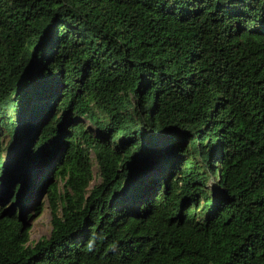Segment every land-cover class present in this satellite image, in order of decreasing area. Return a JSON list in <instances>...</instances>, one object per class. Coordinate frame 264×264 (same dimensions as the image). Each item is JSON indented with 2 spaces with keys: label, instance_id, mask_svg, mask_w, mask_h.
<instances>
[{
  "label": "trees",
  "instance_id": "obj_1",
  "mask_svg": "<svg viewBox=\"0 0 264 264\" xmlns=\"http://www.w3.org/2000/svg\"><path fill=\"white\" fill-rule=\"evenodd\" d=\"M0 264H264V0H0Z\"/></svg>",
  "mask_w": 264,
  "mask_h": 264
},
{
  "label": "rangeland",
  "instance_id": "obj_2",
  "mask_svg": "<svg viewBox=\"0 0 264 264\" xmlns=\"http://www.w3.org/2000/svg\"><path fill=\"white\" fill-rule=\"evenodd\" d=\"M100 181L98 174L95 176V184ZM51 215L50 210L48 208V204H46V208L43 212V214L38 217L36 220L32 223L31 228V236H30V244L34 245L38 241H40L43 238L49 237L52 226H51Z\"/></svg>",
  "mask_w": 264,
  "mask_h": 264
}]
</instances>
